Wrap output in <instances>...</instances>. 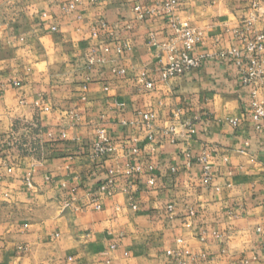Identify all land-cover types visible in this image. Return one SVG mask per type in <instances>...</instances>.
<instances>
[{"label": "crops", "instance_id": "0c3cea01", "mask_svg": "<svg viewBox=\"0 0 264 264\" xmlns=\"http://www.w3.org/2000/svg\"><path fill=\"white\" fill-rule=\"evenodd\" d=\"M252 1L183 2L178 15L203 32L191 54L204 56L161 81L166 47L182 44L161 13L137 18L149 0H0V264H264V118L219 56ZM255 87L264 107V77ZM177 109L195 132L171 142ZM97 127L105 156L91 154ZM132 165L142 172L126 175ZM109 178L111 195L98 189ZM183 248L198 257L167 255Z\"/></svg>", "mask_w": 264, "mask_h": 264}, {"label": "built area", "instance_id": "2783aa9c", "mask_svg": "<svg viewBox=\"0 0 264 264\" xmlns=\"http://www.w3.org/2000/svg\"><path fill=\"white\" fill-rule=\"evenodd\" d=\"M186 0H149V4L145 6H135L137 18L143 19L151 15L161 13L169 28L173 32V38L181 42L182 47L180 50H176L172 44L166 48L169 51V55L165 62L160 61L159 79L161 81H169L174 77L184 75L192 68L199 66L201 59L204 55L194 56L191 54L196 45L202 43L203 32L193 27L187 19H183L178 15L179 6ZM75 8V3L70 2L65 6L66 11H70ZM258 23L260 26H258ZM100 26L103 29L107 28V24L102 21ZM55 29L54 26L51 27ZM93 36H97V30H93ZM233 36L238 43L231 47L220 51L219 56L225 59H231L238 66L240 71V82L242 85H251L253 90L251 92L250 109L252 120L259 123L264 118V107L257 98V89L255 87L257 81L264 77V11L260 8V3L257 0L251 2V11L248 17L245 19V28H237L233 30ZM151 36V40H153ZM122 48L118 47L117 51L121 52ZM121 73L125 71L119 70ZM144 86L150 88L153 86V82L147 78V74L142 72L140 75ZM137 118L146 126L148 130L152 129L154 122V115L149 111L138 110L136 112ZM171 122L174 123L170 127L165 128L164 134L169 135L171 142H174L178 138L191 137L195 132L192 121L181 119V110L177 109L172 114ZM236 124L237 120H233ZM179 128V131H176ZM150 140L154 137L152 134L148 135ZM114 148L111 144L108 132L102 128H96V138L91 146L92 156H105ZM187 156L190 157V152H187ZM8 171L12 168L8 167ZM172 171L175 168L171 169ZM141 173L142 168L139 165L129 166L125 171L126 175L132 173ZM202 185L209 186L213 180L212 168L209 164H204L202 168ZM150 184H153L152 177L149 178ZM113 186V179L109 178L106 182L99 186V191L105 192L111 195V187ZM135 209L136 205H132ZM168 210H172V206L168 207ZM264 235V231L260 227L257 228ZM181 242V240H178ZM167 255L174 258V260H180L183 256L187 260H194L198 257L187 248L178 250H168Z\"/></svg>", "mask_w": 264, "mask_h": 264}]
</instances>
